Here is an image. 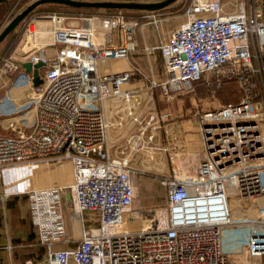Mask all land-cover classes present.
<instances>
[{"label": "built area", "instance_id": "obj_1", "mask_svg": "<svg viewBox=\"0 0 264 264\" xmlns=\"http://www.w3.org/2000/svg\"><path fill=\"white\" fill-rule=\"evenodd\" d=\"M146 12L158 27L156 13ZM46 18L50 29L29 23L24 34L31 48L0 68L10 87L24 91L14 99L7 91L0 100L4 111L16 113L0 133V171L71 162V185L26 192L47 264H264V206L254 201L232 220L225 190L227 183L243 201L264 199V0H241L232 11L221 0H191L185 21L158 46L167 77L152 87L161 97L191 91L208 72L236 80L244 96L197 115L204 157L195 174L179 177L172 169L161 178L164 208L134 229L125 228L135 198L133 169L128 158L111 157V124L102 109L109 98L130 99L121 85L134 71L104 72L101 64L136 51L138 23L122 13L83 18L86 26ZM27 61L44 64L36 87L22 67ZM65 207L80 218L75 245ZM86 212L96 213L95 226L86 224Z\"/></svg>", "mask_w": 264, "mask_h": 264}, {"label": "rangeland", "instance_id": "obj_2", "mask_svg": "<svg viewBox=\"0 0 264 264\" xmlns=\"http://www.w3.org/2000/svg\"><path fill=\"white\" fill-rule=\"evenodd\" d=\"M18 1V0H17ZM36 0H20L18 1V13L25 9L28 5L35 2ZM79 1H93V0H79ZM241 0H221L224 9L232 11L238 5ZM185 0H176L167 6L170 12H166L164 16H157L160 19V24L158 27H154L150 20L145 16L146 11L139 12H128L127 19L136 20L138 25H144V36L146 38V43L149 48L153 51L155 59L152 61V66L156 70V74L161 78V62L163 58L159 52L158 46L168 40L170 32L186 19V10L183 11L182 5ZM54 10V9H53ZM55 11V12H54ZM52 13L43 14V12H37L35 15L28 18L21 27V37L17 45V51L28 50L31 48L32 41L29 40L24 34V31L29 23H33L31 28H38L40 31H47L51 27V22L47 20L46 17L49 15H59L54 10ZM107 12L103 9L98 10L97 12L91 15H81V16H62L65 17L63 23L65 25H74V26H86L87 22L83 18H99L106 15ZM123 14V13H122ZM124 15V14H123ZM46 24V25H45ZM41 26V27H40ZM28 40V41H27ZM23 44V46H22ZM138 47V46H137ZM2 44H0L1 52ZM20 48H22L20 50ZM137 50V49H136ZM18 52H15L12 56H15ZM144 74L151 73V69H148V64L142 66ZM143 74V73H142ZM6 78L0 73V79ZM228 77L219 76L215 72L205 73L203 77L196 83H193V88L189 92L176 93L171 98H163L158 93V99L156 108L157 111L161 109L163 111L167 107L170 108L172 115L170 117H165L160 115L159 112L157 117H155L154 122L156 121V143L155 146L149 144L151 147L150 152L140 156L135 161H132L131 167L133 169V182L135 186V198L131 206L130 212L125 215V228L134 229L140 226L143 219L150 218V216L157 210L164 208L166 191L160 185L159 180L161 176H170L175 170V174L179 177L183 176H193L196 172L198 161L186 162L185 165H181L180 161H177V164L174 168L167 166V161H158V158L153 154L160 153V156L163 159L168 158L166 154L167 151L164 150L166 146L167 135L170 132L176 131L178 127V121L181 119L191 118L192 124L194 127L200 131L198 125L197 115L209 110L216 109L220 106H223L227 103H237L244 96V92L241 86L237 83L236 80L226 81ZM159 103V104H158ZM165 112V111H164ZM162 112V113H164ZM183 116V117H182ZM151 127H147V130H150ZM203 147V146H202ZM204 153V151H203ZM200 152L201 156L203 154ZM162 154V155H161ZM163 154L165 156H163ZM153 155V158H151ZM176 158V157H175ZM180 158V155L177 156ZM225 190L228 194V205L230 208L231 219L239 218L243 214V207L254 204L256 201L259 208L264 206V199L257 198L255 200L248 199L243 201L239 196L234 194V191L225 183ZM26 194L19 196V202L11 210H0V226L4 230V235L11 238V245L14 246L10 249L11 261L9 264H15L14 260H18L19 257H23L26 254L33 256L31 264H47L46 254L42 247L37 246L35 238L32 240H26L24 237V231L26 233H33V229L30 226L28 218V210L26 203ZM65 222L70 224H75L79 222V217L77 218L72 213H69L68 207H65ZM95 212H86L84 214V219L87 225L95 226ZM60 247V246H59ZM3 248V245H0V250ZM42 248V249H41ZM8 262V261H7ZM4 261V264H8Z\"/></svg>", "mask_w": 264, "mask_h": 264}, {"label": "crops", "instance_id": "obj_3", "mask_svg": "<svg viewBox=\"0 0 264 264\" xmlns=\"http://www.w3.org/2000/svg\"><path fill=\"white\" fill-rule=\"evenodd\" d=\"M4 1L5 0H0V3ZM153 1L156 2L160 0ZM8 22L9 21H7L6 24ZM6 24L0 28V32ZM144 30V25L137 26L136 40L138 47L129 57L107 60L101 64V68L104 72L134 71V75L131 79L121 85L122 91L130 93V99L127 101L121 97H112L105 100L102 105L103 112L111 124L107 130L109 153L112 158H128L130 165L132 161L144 155L143 152H146L145 154L150 152L153 147L149 144L153 146L156 145L154 142L156 140V121L148 123L149 117H157L159 112L161 113L160 115H164L165 117H170L172 115L169 107L163 111H161V109L157 111L156 108V98L158 95L156 88H153L152 84H157L159 81L165 79L167 73L164 61H162L161 78L156 74V70L152 66L155 55H153V51L146 43ZM21 49L22 48H20V50ZM24 51L26 50L20 52ZM16 52H19L17 48ZM144 64H148V69H151V73H148V75L143 72L142 66ZM10 81V78L7 77L0 79V100L7 91L13 99L14 96L24 93L21 89L10 87ZM196 82L197 81H194V83ZM129 107L132 109L131 115L128 113ZM15 114L16 113L4 111V108L0 106V133L3 132V126L7 123V119L14 117ZM133 117H135L136 120H134ZM192 123V119L186 117L178 121L179 128L174 131V133L170 132V134L166 136L167 141L164 150L168 152L166 154L168 158L163 159L160 153L157 155L153 154L158 158L160 163L163 160L167 161V166L173 168L177 164V161H180V164L184 166L186 162L193 163L194 161H198L199 163L203 159L204 153L201 133ZM147 127H151V129L147 130ZM133 143L137 144L134 146ZM200 152L203 153L202 156ZM153 155H151V158H153ZM178 155H180L179 159L177 158ZM163 156L165 155L163 154ZM164 177L167 176H161L160 179ZM73 180V168L71 162L68 160L7 167L0 171V210L5 211L13 209L19 202V196L22 194L25 195L26 192L32 188L53 186L67 187L73 183ZM27 210L30 222L28 203ZM73 215L77 218L79 217L76 214ZM65 224L66 230L74 239L75 245L80 238V219L77 225H69L66 222ZM30 226L34 231L31 222ZM0 234L3 237H0V239L4 241L0 243V245H3V248L0 250V264H4V261H8L7 263L9 264L12 260L10 257V249L14 247L11 245L13 242L11 243V238L9 236L4 235L2 226H0ZM27 259L33 260L34 258L26 254L14 261L15 264H25V260Z\"/></svg>", "mask_w": 264, "mask_h": 264}, {"label": "trees", "instance_id": "obj_4", "mask_svg": "<svg viewBox=\"0 0 264 264\" xmlns=\"http://www.w3.org/2000/svg\"><path fill=\"white\" fill-rule=\"evenodd\" d=\"M20 1V0H18ZM17 0H5L4 2L0 3V28L6 24L7 21L10 22L12 18H14L18 14V10L20 7H18ZM93 1H112V2H132L133 0H93ZM191 3V0H185V2L182 5L183 11L186 10ZM57 10L56 12L59 15L62 16H81V15H91L98 10L96 8H77L72 7L65 4H59V3H45L37 6L33 11H31L0 43L2 44L1 52H0V68L5 63V61L11 57L15 52L18 45V42L21 37V27L24 25L29 17L35 15L37 12H43V14H49L52 13L51 11ZM107 12L106 15L112 16L116 15L117 13H123L126 18H128V15L126 13L128 12H145L140 10H127V9H103ZM55 12V11H54ZM157 16H164L166 12H170V9L168 10L167 7L162 8L160 10L154 11ZM8 22V23H9ZM7 23V24H8ZM6 24V25H7ZM5 28V27H4ZM3 28V29H4ZM200 80V79H199ZM197 80V81H199ZM226 80V79H225ZM234 79H228L226 81L233 82ZM24 237L26 240H32L33 237L35 238V232L33 233H26L24 231ZM0 237L2 235L0 234ZM3 238V237H2ZM4 242L3 239H0V243ZM42 249V248H41Z\"/></svg>", "mask_w": 264, "mask_h": 264}, {"label": "water", "instance_id": "obj_5", "mask_svg": "<svg viewBox=\"0 0 264 264\" xmlns=\"http://www.w3.org/2000/svg\"><path fill=\"white\" fill-rule=\"evenodd\" d=\"M176 0H160L156 2H112V1H79V0H36L28 5L20 13H18L5 28L0 32V43L4 38L37 6L45 3H59L77 8H96V9H127V10H140V11H156L167 7ZM44 64L38 62L31 64L30 62H23L22 67L25 72L31 73L33 85L36 87L42 83L40 78L39 68ZM69 198V194H67Z\"/></svg>", "mask_w": 264, "mask_h": 264}, {"label": "bare ground", "instance_id": "obj_6", "mask_svg": "<svg viewBox=\"0 0 264 264\" xmlns=\"http://www.w3.org/2000/svg\"><path fill=\"white\" fill-rule=\"evenodd\" d=\"M22 46H23V44H22Z\"/></svg>", "mask_w": 264, "mask_h": 264}]
</instances>
